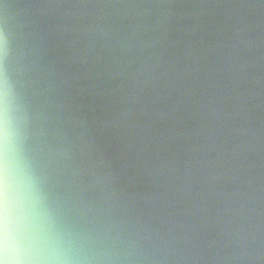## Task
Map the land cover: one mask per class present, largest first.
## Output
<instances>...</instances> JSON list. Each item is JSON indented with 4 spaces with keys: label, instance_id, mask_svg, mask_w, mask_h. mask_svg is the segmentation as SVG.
Returning <instances> with one entry per match:
<instances>
[{
    "label": "clouds",
    "instance_id": "1",
    "mask_svg": "<svg viewBox=\"0 0 264 264\" xmlns=\"http://www.w3.org/2000/svg\"><path fill=\"white\" fill-rule=\"evenodd\" d=\"M0 264H264V0H0Z\"/></svg>",
    "mask_w": 264,
    "mask_h": 264
}]
</instances>
